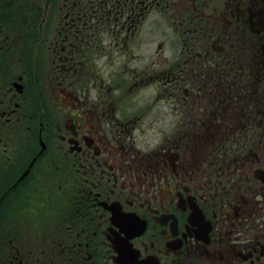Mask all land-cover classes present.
<instances>
[{
    "label": "flooded vegetation",
    "instance_id": "obj_1",
    "mask_svg": "<svg viewBox=\"0 0 264 264\" xmlns=\"http://www.w3.org/2000/svg\"><path fill=\"white\" fill-rule=\"evenodd\" d=\"M0 264H264V0H0Z\"/></svg>",
    "mask_w": 264,
    "mask_h": 264
},
{
    "label": "rangeland",
    "instance_id": "obj_2",
    "mask_svg": "<svg viewBox=\"0 0 264 264\" xmlns=\"http://www.w3.org/2000/svg\"><path fill=\"white\" fill-rule=\"evenodd\" d=\"M149 36H151V34H149Z\"/></svg>",
    "mask_w": 264,
    "mask_h": 264
}]
</instances>
